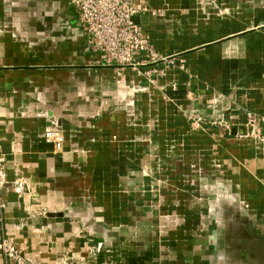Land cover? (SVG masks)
Here are the masks:
<instances>
[{"label": "crops", "instance_id": "1", "mask_svg": "<svg viewBox=\"0 0 264 264\" xmlns=\"http://www.w3.org/2000/svg\"><path fill=\"white\" fill-rule=\"evenodd\" d=\"M145 2L155 14L137 23L172 65L104 66L69 0H0V152L9 182L0 190V241L32 264L148 262L157 236L179 220L155 188L157 159L167 163L178 150L257 154L244 183L256 186L259 174L264 194V0ZM147 69L156 70L151 81L138 71ZM256 121L260 150L229 129L248 123L256 132ZM50 128L64 133L61 151L43 138ZM0 264L16 263L0 251Z\"/></svg>", "mask_w": 264, "mask_h": 264}, {"label": "rangeland", "instance_id": "2", "mask_svg": "<svg viewBox=\"0 0 264 264\" xmlns=\"http://www.w3.org/2000/svg\"><path fill=\"white\" fill-rule=\"evenodd\" d=\"M188 119L197 120L191 113ZM255 127L256 132L236 137L252 139L253 148L260 150L259 121ZM229 150L222 145L219 159L212 151L181 154L179 150L167 163L163 157L157 159V194L169 197L171 216L179 220L167 235L157 236L156 248L147 251L149 261L144 264H264L260 175L254 172L256 186L244 183V175L250 176L245 167H257L258 155L248 161L229 155ZM156 225L165 230L160 221Z\"/></svg>", "mask_w": 264, "mask_h": 264}, {"label": "built area", "instance_id": "3", "mask_svg": "<svg viewBox=\"0 0 264 264\" xmlns=\"http://www.w3.org/2000/svg\"><path fill=\"white\" fill-rule=\"evenodd\" d=\"M69 3L76 9L79 22L89 35L91 51L98 56L102 65L139 69L158 62L174 64L170 57H164L153 49L141 25L135 21V17L141 14H155L145 0H69ZM180 68L185 69L183 64H180ZM138 71L149 81L156 72L154 69ZM43 138L55 151L63 149L65 136L60 129H47ZM5 162L6 157L0 152V190L9 184ZM25 184L18 179L12 186L21 193ZM4 208L5 204L0 198V209ZM0 251L16 264H32L9 239L0 241Z\"/></svg>", "mask_w": 264, "mask_h": 264}, {"label": "water", "instance_id": "4", "mask_svg": "<svg viewBox=\"0 0 264 264\" xmlns=\"http://www.w3.org/2000/svg\"><path fill=\"white\" fill-rule=\"evenodd\" d=\"M138 20L139 18L135 17V21L138 22ZM229 129H230L231 135L233 136H237V135L247 136L254 132V125L253 124H248V125H230L229 124Z\"/></svg>", "mask_w": 264, "mask_h": 264}]
</instances>
